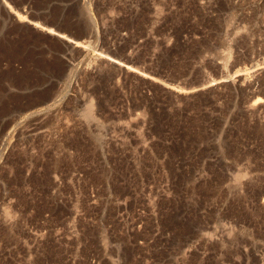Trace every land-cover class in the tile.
<instances>
[{"label":"rangeland","instance_id":"1","mask_svg":"<svg viewBox=\"0 0 264 264\" xmlns=\"http://www.w3.org/2000/svg\"><path fill=\"white\" fill-rule=\"evenodd\" d=\"M0 264H264V0H0Z\"/></svg>","mask_w":264,"mask_h":264},{"label":"bare ground","instance_id":"2","mask_svg":"<svg viewBox=\"0 0 264 264\" xmlns=\"http://www.w3.org/2000/svg\"><path fill=\"white\" fill-rule=\"evenodd\" d=\"M21 19V17H19ZM18 18V19H19ZM33 24L32 27L35 28V29H38L40 30L41 32L45 33V34H48V35H55L59 40H67L66 42L68 43H72L73 45L75 46H78L79 45V42H75L73 41L72 39H67V37H65L63 34L61 33H58V32H55L53 31V29H50V28H47V27H44V26H41L39 23H35V22H32ZM128 69V68H127ZM260 100L259 99H256L255 100V103H258ZM262 102V101H261Z\"/></svg>","mask_w":264,"mask_h":264}]
</instances>
